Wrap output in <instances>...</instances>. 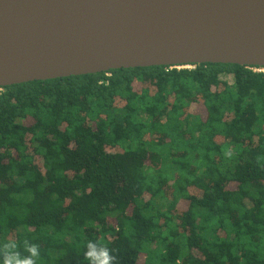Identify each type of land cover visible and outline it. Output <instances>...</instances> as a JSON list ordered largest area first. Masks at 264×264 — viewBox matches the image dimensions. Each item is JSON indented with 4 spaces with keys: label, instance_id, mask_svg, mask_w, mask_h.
I'll list each match as a JSON object with an SVG mask.
<instances>
[{
    "label": "trees",
    "instance_id": "trees-1",
    "mask_svg": "<svg viewBox=\"0 0 264 264\" xmlns=\"http://www.w3.org/2000/svg\"><path fill=\"white\" fill-rule=\"evenodd\" d=\"M193 66L1 87L0 244H38V264H88L89 241L118 264H264V72Z\"/></svg>",
    "mask_w": 264,
    "mask_h": 264
},
{
    "label": "water",
    "instance_id": "water-1",
    "mask_svg": "<svg viewBox=\"0 0 264 264\" xmlns=\"http://www.w3.org/2000/svg\"><path fill=\"white\" fill-rule=\"evenodd\" d=\"M208 63L264 69V0H0V88Z\"/></svg>",
    "mask_w": 264,
    "mask_h": 264
},
{
    "label": "clouds",
    "instance_id": "clouds-1",
    "mask_svg": "<svg viewBox=\"0 0 264 264\" xmlns=\"http://www.w3.org/2000/svg\"><path fill=\"white\" fill-rule=\"evenodd\" d=\"M23 246L28 253L26 256H22L18 251V245L15 241H6L0 244L2 264H38L40 258L39 245L25 240ZM84 257L88 264H118L117 257L112 250L96 241L87 243Z\"/></svg>",
    "mask_w": 264,
    "mask_h": 264
},
{
    "label": "rangeland",
    "instance_id": "rangeland-1",
    "mask_svg": "<svg viewBox=\"0 0 264 264\" xmlns=\"http://www.w3.org/2000/svg\"><path fill=\"white\" fill-rule=\"evenodd\" d=\"M189 65H186V66H178L179 68H192V67H188ZM260 72H264V71H260ZM221 78H223L222 80H226V81H230V77L228 75L226 76H222ZM167 184L170 185L171 182H168L167 181Z\"/></svg>",
    "mask_w": 264,
    "mask_h": 264
},
{
    "label": "built area",
    "instance_id": "built-area-1",
    "mask_svg": "<svg viewBox=\"0 0 264 264\" xmlns=\"http://www.w3.org/2000/svg\"><path fill=\"white\" fill-rule=\"evenodd\" d=\"M188 67H194L193 65H189ZM176 68H179V67H176ZM253 71H255V72H260V71H264V69L263 68H253L252 69Z\"/></svg>",
    "mask_w": 264,
    "mask_h": 264
}]
</instances>
